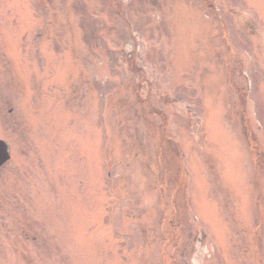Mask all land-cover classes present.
I'll list each match as a JSON object with an SVG mask.
<instances>
[{"label": "rangeland", "instance_id": "rangeland-1", "mask_svg": "<svg viewBox=\"0 0 264 264\" xmlns=\"http://www.w3.org/2000/svg\"><path fill=\"white\" fill-rule=\"evenodd\" d=\"M0 140V264H264V0H0Z\"/></svg>", "mask_w": 264, "mask_h": 264}, {"label": "water", "instance_id": "water-1", "mask_svg": "<svg viewBox=\"0 0 264 264\" xmlns=\"http://www.w3.org/2000/svg\"><path fill=\"white\" fill-rule=\"evenodd\" d=\"M10 160V148L9 146L0 141V168L4 166Z\"/></svg>", "mask_w": 264, "mask_h": 264}, {"label": "trees", "instance_id": "trees-1", "mask_svg": "<svg viewBox=\"0 0 264 264\" xmlns=\"http://www.w3.org/2000/svg\"><path fill=\"white\" fill-rule=\"evenodd\" d=\"M175 209V207L173 208V210ZM170 212H173L172 210ZM168 220H170V217L168 218Z\"/></svg>", "mask_w": 264, "mask_h": 264}]
</instances>
